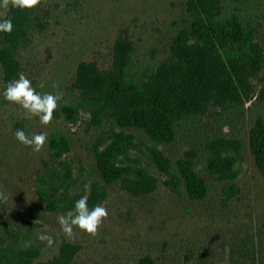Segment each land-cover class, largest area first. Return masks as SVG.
Segmentation results:
<instances>
[{
	"label": "rangeland",
	"instance_id": "obj_1",
	"mask_svg": "<svg viewBox=\"0 0 264 264\" xmlns=\"http://www.w3.org/2000/svg\"><path fill=\"white\" fill-rule=\"evenodd\" d=\"M25 1L28 18L16 28L9 17ZM193 12L238 16L264 61V0H0V249L36 247L31 264H264V175L250 149L251 129L264 119V62L238 77L221 52L227 73L205 81L199 113L177 127L173 143L156 144L173 162L197 152L195 169L208 185L199 201L167 183L143 131L119 127L88 102V76L104 75L118 55L140 83L169 75L176 41L197 43ZM65 105L75 108L72 119ZM113 130L136 136L131 155L148 177L105 183L96 147ZM54 133L71 144L59 158L49 148ZM218 137L243 143L233 182L208 170L207 142ZM61 161L72 167L63 194L87 198L94 183L107 188L84 217L80 207L49 211L39 200L38 172Z\"/></svg>",
	"mask_w": 264,
	"mask_h": 264
},
{
	"label": "trees",
	"instance_id": "obj_2",
	"mask_svg": "<svg viewBox=\"0 0 264 264\" xmlns=\"http://www.w3.org/2000/svg\"><path fill=\"white\" fill-rule=\"evenodd\" d=\"M29 2L15 8L9 21L13 25L23 24ZM28 16V15H27ZM190 30L197 37V43L188 44L180 37L174 45L178 57L172 72L161 79L140 83L129 75L126 55H118L115 67L101 74L88 76L87 84L95 92L90 102L98 112L110 111V115L121 128H136L143 131L155 144L149 147L152 164L168 176L170 186H184L192 200L199 201L208 194L205 179L196 172L195 150L187 151L183 157L173 162L156 144H170L176 139L177 127L186 120L195 117L201 109L200 96L202 86L209 76L226 74V64L221 52L227 56L229 65L242 75L247 65L259 67L264 61H257L254 45V31L245 28L238 16L201 15L193 12ZM202 43V44H201ZM123 61V62H122ZM89 67L83 73L89 72ZM228 82H231L225 79ZM93 83V85L90 83ZM86 100V99H85ZM65 112L75 115L72 105L62 107ZM104 149L96 147V159L100 175L106 184L130 179L131 175L146 178L141 169L135 166L136 160L131 152L136 147V136L123 131H111L101 143ZM67 136L54 133L49 139V148L53 157H61L70 150ZM209 155L208 170L218 181L233 182L239 175L237 164L243 143L239 139L218 137L207 142ZM250 149L259 170L264 175V119L258 117L250 132ZM48 172L39 171L37 175L38 196L49 211H68L81 208L80 215L94 211L107 196L105 185L94 183L89 196L78 192L62 193V187L72 177V167L68 161H61ZM136 173V174H135ZM145 174V175H144ZM36 247L30 249H0V263L31 264L38 256ZM53 264H67L65 260ZM141 264H152L149 259Z\"/></svg>",
	"mask_w": 264,
	"mask_h": 264
}]
</instances>
